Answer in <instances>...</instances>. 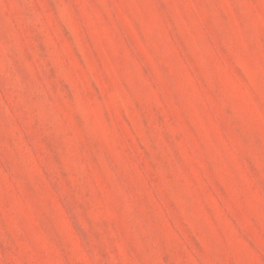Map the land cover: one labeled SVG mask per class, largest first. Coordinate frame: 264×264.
<instances>
[{"label": "rangeland", "instance_id": "1", "mask_svg": "<svg viewBox=\"0 0 264 264\" xmlns=\"http://www.w3.org/2000/svg\"><path fill=\"white\" fill-rule=\"evenodd\" d=\"M0 264H264V0H0Z\"/></svg>", "mask_w": 264, "mask_h": 264}]
</instances>
